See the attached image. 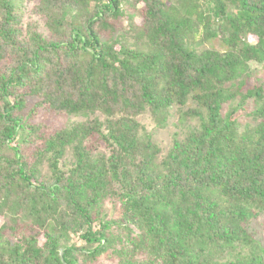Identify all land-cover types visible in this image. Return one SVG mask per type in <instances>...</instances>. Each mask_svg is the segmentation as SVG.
Returning <instances> with one entry per match:
<instances>
[{
  "label": "trees",
  "instance_id": "1",
  "mask_svg": "<svg viewBox=\"0 0 264 264\" xmlns=\"http://www.w3.org/2000/svg\"><path fill=\"white\" fill-rule=\"evenodd\" d=\"M262 78L264 0H0V264H264Z\"/></svg>",
  "mask_w": 264,
  "mask_h": 264
},
{
  "label": "rangeland",
  "instance_id": "2",
  "mask_svg": "<svg viewBox=\"0 0 264 264\" xmlns=\"http://www.w3.org/2000/svg\"><path fill=\"white\" fill-rule=\"evenodd\" d=\"M259 84L264 86L263 78L259 80ZM173 113L174 115L170 117L166 128L155 127L156 125L149 118L143 121L146 125V130L151 133V139L162 148L164 153H167L168 149L173 145V139L175 137L182 139L185 137L183 132L187 130L188 126H195L199 123V119L197 118L186 117L185 119H180V115L177 112ZM37 119L51 128H60L75 122L74 117L50 112L46 107H43L38 112ZM244 120L246 121V119ZM252 229L256 230L257 237L264 242V216H260L253 222Z\"/></svg>",
  "mask_w": 264,
  "mask_h": 264
}]
</instances>
